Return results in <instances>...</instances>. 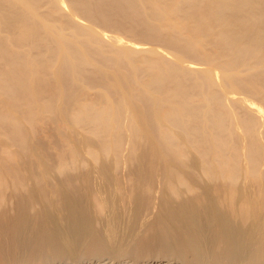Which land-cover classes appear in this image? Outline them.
Returning a JSON list of instances; mask_svg holds the SVG:
<instances>
[{
  "label": "bare ground",
  "instance_id": "6f19581e",
  "mask_svg": "<svg viewBox=\"0 0 264 264\" xmlns=\"http://www.w3.org/2000/svg\"><path fill=\"white\" fill-rule=\"evenodd\" d=\"M0 264H264V0H0Z\"/></svg>",
  "mask_w": 264,
  "mask_h": 264
},
{
  "label": "rangeland",
  "instance_id": "374dc122",
  "mask_svg": "<svg viewBox=\"0 0 264 264\" xmlns=\"http://www.w3.org/2000/svg\"><path fill=\"white\" fill-rule=\"evenodd\" d=\"M98 29H99V27H98ZM101 29V28H100ZM104 29V31H106V33H109V30H106L105 28H103ZM124 39H127L126 37L124 38ZM131 40V39H130ZM134 39H132V41H133ZM135 41V40H134ZM136 41H138V42H140V43H143V44H145L147 41H139V40H136ZM147 43H150V42H147ZM145 45H148V44H145ZM150 45H152V43H150Z\"/></svg>",
  "mask_w": 264,
  "mask_h": 264
}]
</instances>
